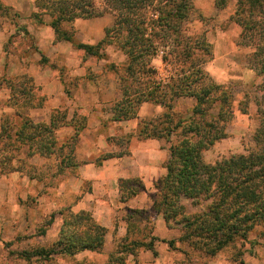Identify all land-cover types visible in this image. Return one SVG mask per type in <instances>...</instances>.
<instances>
[{"label": "rangeland", "instance_id": "374dc122", "mask_svg": "<svg viewBox=\"0 0 264 264\" xmlns=\"http://www.w3.org/2000/svg\"><path fill=\"white\" fill-rule=\"evenodd\" d=\"M238 1L173 0L175 6L172 8L174 9L178 3L181 14V17L175 18L179 29L178 41L204 37L209 48L197 57L202 58V61L196 65L203 68L216 84L230 93L233 117L226 126L228 137L203 153V159L208 164L230 156L254 152L257 145L253 138L259 120L263 118L264 66L261 64L264 63V16L255 18L256 16H253L249 10L246 11L247 13H242L241 17H245V20L241 22L235 15ZM86 3L94 6L93 10L103 11L102 16L75 20L72 23L75 25L72 43L58 40L53 34L56 43L53 44L54 46H45L39 41L36 45V41L31 39L27 31V26L32 29L43 20L48 21L45 15L49 16L48 12L55 6L52 5V0H0V122L5 123L0 147L7 142L5 139L7 134L13 135L17 132L21 119L31 120L33 126H37L39 130L56 129L55 134L44 133L45 138L41 142V145L49 148L50 155L47 157L36 155L33 153L34 148H28L26 145L19 147L18 155L13 147L7 148L2 153L0 213L4 214L7 220L12 219L17 222L15 226H18V221L24 215L31 216L32 212L37 218V222H34L36 228L29 233L30 235L25 233L17 240L11 241L16 245L11 249V255L30 252L32 249L35 250L37 245L38 249L46 250L56 246L62 225L52 245L48 240L52 235L41 239H36V236L48 225L69 218L70 210H62V205L74 199V186H77L78 193L81 194L89 190L85 183L73 181L70 184L65 172V169L80 165L87 160L84 152L78 150L77 142L79 136L85 132L89 117L109 114L112 118V112H120L125 103L123 101L125 98L121 97L119 83L130 85L132 82L133 86L134 83L144 79V76L138 73L131 81L132 78L123 71L127 58L116 47H106L103 59L89 56L76 48L77 44L96 46L99 37L104 38V29L112 27L116 16L114 12L108 11L104 0H86ZM155 3L151 7L141 9L140 18L148 28L160 24L162 19L158 16V10L165 3L162 0ZM35 8L37 11L34 10ZM44 8H47V11ZM248 28L250 31H246ZM64 30L69 32L70 29L64 27ZM40 34L43 38L50 35L46 30ZM59 36L63 38L62 34ZM175 43L173 37L168 40L167 45L164 43V48H159L158 57L161 59L164 52L163 56L167 59L164 66L152 61V65L154 64L153 66L158 67L162 75L166 74L168 77L172 74L178 75L175 70L180 67L174 60L175 54L180 51V47ZM46 54L59 59L47 58ZM121 75L123 79L119 81L118 76ZM115 83L120 92L118 103L98 108L90 105L80 107V103L89 101L88 86H106ZM192 104L193 101L189 99L177 104L175 106L177 118H187L186 111L192 107ZM212 113L215 114L216 110ZM150 118L152 119L153 116ZM104 123L110 126L107 120H104ZM96 126L97 123L93 122L90 127ZM160 130L156 129L154 132L159 133ZM52 137L54 139H50ZM18 138H22L21 133H18ZM177 138L178 136L172 138L167 145L175 143ZM28 154L34 156L28 158ZM108 155H102L98 160ZM62 186L65 188L63 193ZM190 203L189 200L181 199V204L187 208L188 214L200 213L206 206L205 202L196 206ZM57 206H61V209ZM16 215L19 217L16 218ZM148 218L144 215L136 218L141 221L138 236H145L147 231L154 229V220L150 217L151 220L148 221ZM24 223L26 225L23 228L29 231L33 222L29 224L26 220ZM156 223L158 224V221ZM158 227L155 228L158 235L157 241H154V253L138 251L135 258L126 259L124 264H264V237L259 235V229L251 232L246 241L238 238L232 245L225 247L214 256H209L195 250L187 242L179 241L183 232L180 225L173 222L167 225L161 217ZM2 231L8 239L9 230L2 228ZM32 233L34 235H31ZM169 241L173 242L172 248L167 245ZM0 243L4 244L3 248L11 244L2 239ZM81 258L79 259L82 260L81 264H119L116 259L108 261L109 256L102 252L82 255ZM44 261L37 259L35 261L37 263L33 264H45ZM46 262L75 264L76 260L58 255L52 256ZM0 264L25 263L15 262L14 258H9L5 250H0Z\"/></svg>", "mask_w": 264, "mask_h": 264}, {"label": "trees", "instance_id": "16d2710c", "mask_svg": "<svg viewBox=\"0 0 264 264\" xmlns=\"http://www.w3.org/2000/svg\"><path fill=\"white\" fill-rule=\"evenodd\" d=\"M157 1L104 0L108 11L116 15L112 27L104 29V38L96 46L77 44L76 48L89 56L103 59L106 47H116L127 58L123 71L132 78L131 81L138 73L144 76V79L133 86L132 82L130 85L119 83L125 103L120 112H112V120L135 118L139 106L144 102L162 108V113L155 120L143 121L139 129L140 136L144 138L170 141L172 136H178L176 142L170 144L167 173L157 187L153 209L167 225L173 222L182 227L179 241L187 242L195 250L214 256L238 238L246 241L248 235L258 229L259 235L264 237V112L253 138L257 145L254 152L230 156L211 164L204 162L203 152L226 138V126L233 117L230 93L196 65L202 61V58L197 57L209 48L206 39L202 37L178 41L179 29L175 21V18L181 17L178 3L173 9V0H162L165 4L158 10V16L162 18L160 24H154L150 28L144 25L140 18L141 9L151 7ZM52 5H55L54 8L48 12L51 17L50 26L58 40L69 43L73 40L72 23L75 20L98 18L103 13L93 10L94 6H89L86 0H52ZM44 10L47 11V8ZM249 10L255 18L264 16V0H239L235 15L243 22L245 17H241L242 13ZM64 27L70 29V34ZM61 34L63 38H60ZM173 37L175 45L180 47V51L174 56L175 63L180 66L175 70L178 75L172 74L165 80H160L152 61L158 57L159 48H164V43L167 45L168 40ZM163 55L164 52L161 61L166 63L167 59ZM261 65L264 66V63ZM122 79V75L118 76L119 81ZM183 97L193 98L195 105L187 118L180 119L177 118L175 106L177 99ZM214 110L215 114L212 113ZM4 125L1 122L0 138ZM156 129L161 130L157 133L154 132ZM55 131L56 129L39 130L31 120L21 119L17 132L5 136L7 142L0 147V159L7 148H15L18 155L19 147L24 145L34 148L33 153L38 156H49V148L41 145V142L45 138L44 133L55 134ZM18 133L22 134V138H18ZM32 156L34 154H28V158ZM119 189L120 201L126 202L142 186L137 180H120ZM182 198L191 201L192 206L205 202L204 211L188 214L181 204ZM69 213V218L63 219L53 249L39 248L20 252L19 257L30 262L34 257L47 261L54 254L72 258L85 250L99 253L104 244L106 229L98 225L87 212ZM154 241L157 238L152 237L147 243L134 240L123 245V250L117 254L110 255L108 261L116 259L117 263L124 264L127 255L135 257L137 250L141 248L154 253ZM167 245L172 248L173 242L169 241ZM117 256L120 258H116Z\"/></svg>", "mask_w": 264, "mask_h": 264}, {"label": "crops", "instance_id": "0c3cea01", "mask_svg": "<svg viewBox=\"0 0 264 264\" xmlns=\"http://www.w3.org/2000/svg\"><path fill=\"white\" fill-rule=\"evenodd\" d=\"M34 10L37 11L36 8ZM45 17L48 18L47 22L43 20L42 23L34 26L32 29L29 28L30 26H27V31L29 32V35H31V39L36 41V45H38L39 41L45 46H54L53 44L56 43V40L53 35L54 31L50 26L51 17L48 15H45ZM39 18L41 17L39 16ZM74 27L75 25L73 26V29L75 30ZM44 30L49 31L50 33L46 38H43L40 34V32ZM99 39V41H101L103 38L99 37ZM46 57L56 60L59 59L56 57L54 58V56L50 54H46ZM153 62L160 63L162 66L165 65L159 57L154 59ZM155 69L157 70L158 78L160 80L168 78L166 74L162 75V73H160L158 67H155ZM256 75L258 74L256 73ZM88 91L90 92L89 101L82 102V104L80 103V107H83L82 105L85 107L90 105L96 108L107 106L116 103L120 98V92L118 91L116 83L106 86L90 85L88 86ZM185 99L193 101L192 107L195 105V100L193 98L184 97L177 99L176 105ZM63 102L64 93L62 90V103ZM190 109L186 111L187 114H189ZM160 113H162L161 107L144 102L139 106L137 116L129 120L114 121L109 114L106 116L101 114L99 117L92 115L88 119L85 132L79 136L77 148L84 152V156L87 160L80 165L65 169V172L67 173L70 184L73 181L85 183L89 190L81 194L80 192L78 193L77 186H74V199L67 204H63L62 210L69 209L74 214H78L82 211L88 212L90 217L98 225L106 229L104 244L99 253H106L107 256L117 254V252L123 250V245H127L134 240H140L147 243L152 237L156 238L158 235L156 229L159 228L158 226L161 221V215H158L154 211L153 202L158 193L157 187L167 173L166 165L170 158V145L168 146L167 144L169 143L167 142H170L171 139L176 136H172L170 141L164 139L144 138L140 136L139 129L143 121L150 120V117L152 116V120H155ZM104 120H107L110 123V126H107L104 123ZM93 122L97 123L95 128L90 127ZM101 123L103 125H101ZM225 132L227 134V129ZM227 137L228 135L220 141L227 139ZM109 138L110 141H108ZM213 146L207 151L213 148ZM207 151H204L203 153ZM105 154L109 155L98 160V158ZM33 159H35V157H33ZM204 162L206 161L204 160ZM120 180H137L138 183L141 184L142 189L126 202H121L119 189ZM64 189V186H62V193L64 192ZM59 192H61V190H59ZM39 205H41L40 201ZM57 208L61 209V206H57ZM30 215L31 216L24 215V217L20 219V223V220L18 219V226H15L14 224L17 222L12 219L7 220L5 215L0 213V239L11 243V241L17 240L18 237L25 233L30 235L29 233L31 231L33 232L36 228L34 222H37L35 213L32 212ZM142 215L149 217L148 221H150L151 218L154 220V229L147 231L146 234H144L145 236H138L139 231L141 230L139 225L141 221L136 220V218ZM18 217L19 215H16V218ZM26 220L29 224L30 222H33V224H30L31 230L29 229V231H26V229L23 228L26 225L24 223ZM145 220L147 219L145 218ZM156 221H158V224H155ZM2 223H4V225ZM62 223L63 220H59L57 221V224L52 223V225H48L44 228L41 234L36 236V239H41L45 236L50 237V235H52V238L48 239L49 242L51 241L50 243L52 245L58 235V230ZM2 228H7L9 230L8 239L4 235ZM31 235H34V233ZM37 243L39 244V240ZM0 246V250H5L9 258H14L15 262L33 264L37 263L35 261L39 259L38 257H34L28 262L22 257H19L18 254L11 255V249L16 246L12 243L6 248H3V243H0ZM37 246L35 249H38ZM138 251L151 253L150 251L141 248L137 250L136 254L139 253ZM99 253L85 250L77 253L72 258L76 260L75 264H81L82 260L79 259L82 255ZM52 256H58V254ZM130 257L135 258L132 255H127L126 259ZM44 263L47 264L46 261H44Z\"/></svg>", "mask_w": 264, "mask_h": 264}]
</instances>
